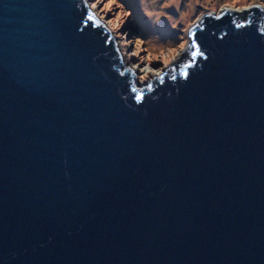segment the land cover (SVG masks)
Wrapping results in <instances>:
<instances>
[{"label":"water","instance_id":"1","mask_svg":"<svg viewBox=\"0 0 264 264\" xmlns=\"http://www.w3.org/2000/svg\"><path fill=\"white\" fill-rule=\"evenodd\" d=\"M263 21L140 82L88 0H0V264H264Z\"/></svg>","mask_w":264,"mask_h":264},{"label":"rangeland","instance_id":"2","mask_svg":"<svg viewBox=\"0 0 264 264\" xmlns=\"http://www.w3.org/2000/svg\"><path fill=\"white\" fill-rule=\"evenodd\" d=\"M140 2L136 8L131 7L125 0H115L109 9L105 7L109 4V0L89 1L92 6L96 5L93 8L99 18L114 31L117 38L123 39L122 43L131 55L128 65L137 70L136 78L140 82L153 79L158 70L164 72L179 58L191 41L190 30L199 24L204 16H208L211 12L220 13L227 8L245 14L254 5L261 4L264 7V0H178L176 6L173 0H141ZM145 3L151 11L150 14L156 16L157 13L163 14L162 20L171 18L174 21L172 24L168 22L173 34L167 35L168 40L158 38L155 46H152L153 39H150L148 30L136 19L135 11ZM150 14H146L145 17H150ZM157 26L162 29L169 25L156 23L155 28L158 30ZM160 36L162 35L158 34V37Z\"/></svg>","mask_w":264,"mask_h":264},{"label":"bare ground","instance_id":"3","mask_svg":"<svg viewBox=\"0 0 264 264\" xmlns=\"http://www.w3.org/2000/svg\"><path fill=\"white\" fill-rule=\"evenodd\" d=\"M90 1V0H88ZM127 3L130 4L131 7H136L141 3L140 1L141 0H125ZM178 0H173V3L174 5L177 3ZM147 3L143 4L142 7L138 10V11H135L136 12V19L139 23H141L143 25V27L148 30V32L150 33L151 37L150 39L152 38L153 39V45L152 46H155L157 45V40L158 38H163L164 40H168L167 39V35L169 34H173L171 32L172 30V27H170L172 23H174V21L171 19V18H168L165 19V20H162L163 19V14L159 15V13H157V16L155 14H150L151 11H149V8L148 6H146ZM176 6V5H175ZM146 14H150V17H145ZM170 24H169V23ZM157 23H164L166 25H169L167 27H163L162 29L158 28V30L155 28V24ZM161 25V24H160ZM264 25V23H263ZM158 34L162 35L160 37H158ZM157 35V36H156ZM117 38V37H116ZM117 42H118V45H119V49L121 51V54L123 56V59L125 61L126 64L129 63V60H130V54H129V51H127L126 46L123 45V39H119L117 38ZM135 70V72H137V70L135 68H133ZM149 68L146 69V71H148ZM137 74V73H136ZM155 76V75H154Z\"/></svg>","mask_w":264,"mask_h":264},{"label":"snow or ice","instance_id":"4","mask_svg":"<svg viewBox=\"0 0 264 264\" xmlns=\"http://www.w3.org/2000/svg\"><path fill=\"white\" fill-rule=\"evenodd\" d=\"M113 2H115V0H109V4L108 5H105V7H107V8H109V9H111V5H112V3ZM96 5H93V7H95ZM122 6V5H121ZM89 19L90 20H93V19H95V16H89ZM99 23V21H97V24ZM193 57H195V55H196V52L195 51H193V52H191L190 53ZM175 77L173 76V79H174ZM149 87H150V85H149ZM139 98V97H138Z\"/></svg>","mask_w":264,"mask_h":264}]
</instances>
